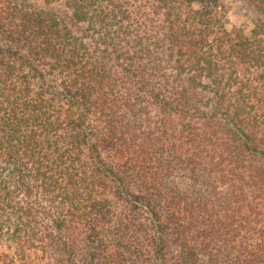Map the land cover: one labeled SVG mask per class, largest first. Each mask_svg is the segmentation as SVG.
Wrapping results in <instances>:
<instances>
[{
	"label": "trees",
	"instance_id": "1",
	"mask_svg": "<svg viewBox=\"0 0 264 264\" xmlns=\"http://www.w3.org/2000/svg\"><path fill=\"white\" fill-rule=\"evenodd\" d=\"M244 1L0 0V264H264Z\"/></svg>",
	"mask_w": 264,
	"mask_h": 264
},
{
	"label": "rangeland",
	"instance_id": "2",
	"mask_svg": "<svg viewBox=\"0 0 264 264\" xmlns=\"http://www.w3.org/2000/svg\"><path fill=\"white\" fill-rule=\"evenodd\" d=\"M225 5L228 9V17L231 26L243 27L246 30V34L255 27V22L258 19L257 14L247 5L244 0H224ZM7 253H12L11 250H6ZM40 263L34 264H68L66 262H53L51 259L40 260Z\"/></svg>",
	"mask_w": 264,
	"mask_h": 264
}]
</instances>
